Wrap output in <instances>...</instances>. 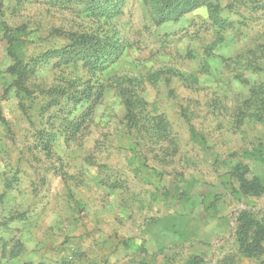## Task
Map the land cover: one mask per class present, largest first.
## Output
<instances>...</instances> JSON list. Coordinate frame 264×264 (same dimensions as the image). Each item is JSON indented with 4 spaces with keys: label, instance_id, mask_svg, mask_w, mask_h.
<instances>
[{
    "label": "rangeland",
    "instance_id": "rangeland-1",
    "mask_svg": "<svg viewBox=\"0 0 264 264\" xmlns=\"http://www.w3.org/2000/svg\"><path fill=\"white\" fill-rule=\"evenodd\" d=\"M0 264H264V0H0Z\"/></svg>",
    "mask_w": 264,
    "mask_h": 264
},
{
    "label": "trees",
    "instance_id": "trees-1",
    "mask_svg": "<svg viewBox=\"0 0 264 264\" xmlns=\"http://www.w3.org/2000/svg\"><path fill=\"white\" fill-rule=\"evenodd\" d=\"M183 2V1H182Z\"/></svg>",
    "mask_w": 264,
    "mask_h": 264
}]
</instances>
